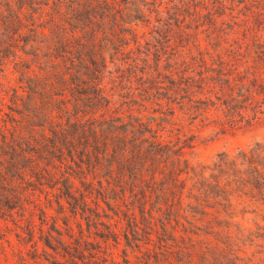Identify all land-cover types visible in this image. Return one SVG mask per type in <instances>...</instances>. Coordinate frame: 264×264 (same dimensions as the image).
I'll return each mask as SVG.
<instances>
[{
    "label": "trees",
    "instance_id": "trees-1",
    "mask_svg": "<svg viewBox=\"0 0 264 264\" xmlns=\"http://www.w3.org/2000/svg\"><path fill=\"white\" fill-rule=\"evenodd\" d=\"M263 90L264 0H0V219L44 194L140 264H214L264 237V141L196 165L184 122Z\"/></svg>",
    "mask_w": 264,
    "mask_h": 264
},
{
    "label": "rangeland",
    "instance_id": "rangeland-1",
    "mask_svg": "<svg viewBox=\"0 0 264 264\" xmlns=\"http://www.w3.org/2000/svg\"><path fill=\"white\" fill-rule=\"evenodd\" d=\"M242 65L257 68L261 62L249 60ZM259 94L254 103L261 105L262 111L256 117L250 110L244 118L231 122L218 108L207 106L194 119L186 120L183 133L190 137L187 143L191 144L185 148L184 156L196 165L209 164L219 153H235L239 149H248L257 141H264V90ZM34 198L47 213L38 211L35 223L19 221L15 224L11 220L0 219V264H74L67 253L84 257L85 262L81 264H125V251L131 264H140L125 245L120 221L105 219L120 237L119 242L107 241L96 234V228L89 229L85 220L71 214L66 203L64 207L55 201L51 204L44 194ZM81 225L83 232L80 231ZM231 241V251L224 250L223 237L217 242L214 264H225L222 257L225 252L231 259L230 264H264V237L234 234ZM87 242L101 251L91 257L85 249ZM76 246L79 249L75 251Z\"/></svg>",
    "mask_w": 264,
    "mask_h": 264
}]
</instances>
